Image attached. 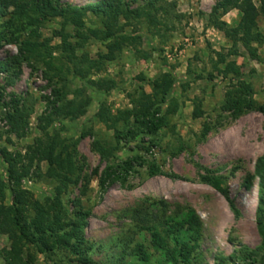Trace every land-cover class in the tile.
<instances>
[{
    "label": "rangeland",
    "instance_id": "rangeland-1",
    "mask_svg": "<svg viewBox=\"0 0 264 264\" xmlns=\"http://www.w3.org/2000/svg\"><path fill=\"white\" fill-rule=\"evenodd\" d=\"M101 0H60L61 7L85 6ZM148 0H126L131 9L143 7ZM175 2L169 7L159 31L153 30L145 19L121 22L126 34L138 33L133 45L116 52L99 70H92L83 80L67 76V100L88 101L85 113L76 120L61 119L49 128L70 146L75 142L73 158L82 166L77 185H71L62 196V206L69 218L76 208L88 211L83 229L84 244L80 255L70 250L39 254L32 246L27 252L35 264H160L159 255L149 249V236L144 227L158 226L167 216L182 217L189 207L198 215L202 227L199 255L192 264H251L254 254L259 264L264 255L263 239L256 225V209L261 195L258 163L264 156V113L249 111L239 117L222 111V104L234 95L245 81L251 84L252 98L264 104V43L253 45L259 60H252L240 45H233L224 34L207 25V16L214 0H163ZM256 3V0H254ZM257 4V3H256ZM240 13L233 10L222 20L229 27L239 22ZM158 17H162L158 14ZM163 18V17H162ZM86 28H100L99 22L87 16ZM40 41L48 40L53 56L64 66L72 68L70 55L62 50L60 32L62 20H37ZM258 29L264 35V21L258 18ZM74 46V58L83 54L97 60L105 54L104 43L93 39L83 45L73 38L76 31L65 26ZM0 62L15 55L16 47L0 42ZM219 55L226 57L218 63ZM234 63L241 74H224L226 64ZM80 64L79 67H85ZM172 76L176 85L170 93L166 126L154 135L138 133L127 139L117 138L96 117L101 102L110 114L131 110L137 106L141 92L151 93L157 80ZM111 80L113 89L104 94L98 81ZM44 79L43 69H32L26 63L0 74V132L6 130L3 119L6 103L12 98H30L33 113L29 118L25 138L4 136L0 149L25 155L27 147L41 136L44 116L49 113L48 98L54 99ZM194 110L200 112L194 117ZM125 132L122 123L116 127ZM99 142L110 152L101 158L93 143ZM134 159L133 170L114 181H107L100 190L99 178L107 166ZM159 170L148 175L149 165ZM6 165L0 158V185ZM47 163L33 164L30 175L21 187L38 202L45 203L54 195L57 183L46 177ZM210 176L220 180L215 189L201 180ZM30 182V184H28ZM0 203L10 204V193L4 189ZM1 195V192H0ZM163 203V204H161ZM233 205V207H232ZM146 247V259L137 255V245ZM9 248L6 235H0V264H6L4 253ZM86 258L84 263L80 258Z\"/></svg>",
    "mask_w": 264,
    "mask_h": 264
},
{
    "label": "trees",
    "instance_id": "trees-1",
    "mask_svg": "<svg viewBox=\"0 0 264 264\" xmlns=\"http://www.w3.org/2000/svg\"><path fill=\"white\" fill-rule=\"evenodd\" d=\"M215 4L207 16V25L224 34L233 45L240 44L249 57L259 60L253 45L264 43V35L258 29V18L264 21V0H214ZM60 0H0V42L7 41L16 47V54L8 60L0 62V74L9 73L12 68L23 63L32 69H43L44 79L52 89L53 100L46 98L49 113L44 116L41 125V136L27 147L25 155L10 153L5 148L0 149V158L6 165L4 181L0 185L1 198L3 190L10 193V204L0 203V235H6L9 248L5 251L6 264H35V258L27 252L32 246L39 254H53L57 250H70L78 256L84 244L83 229L89 216L88 211L76 208L67 217L62 206V196L71 185H77L82 166L76 164L73 154L75 144L71 146L59 138L58 132L50 134L49 128L61 120H76L85 113L88 101L67 100L65 83L67 76L83 80L92 70H99L105 61H111L116 52L126 45H133L138 33L126 34L121 22L131 23L145 19L153 30L163 27V20L168 15L169 7L175 2L166 3L163 0H148L143 7L131 9L126 0H101L85 6L61 7ZM236 10L240 13L239 22L235 27H229L222 18ZM163 17H158V14ZM93 16L100 28H86L87 16ZM53 19L62 20L60 38L62 50L70 55L72 68L60 63L52 54L48 40L40 41L37 20L47 22ZM65 26L76 31L73 38L83 45L88 40L104 43L105 54H99L97 60H91L87 54L82 58H74L75 48L67 43L71 37L65 32ZM1 47V46H0ZM226 57L219 55L218 63L224 64ZM85 67H79L80 64ZM233 73L240 80L241 74L234 63L226 64L224 74ZM176 79L171 75L157 80L151 93L141 92L136 101L137 106L131 110L110 114L105 102L99 104L96 117L108 129H113L118 139H127L138 133L154 135L166 126V115L169 111L170 93L176 85ZM98 90L108 94L113 89L111 80L98 81ZM253 89L250 83L242 81L234 95H230L222 104V111L239 117L249 111L264 113V104L258 105L252 98ZM30 99V98H29ZM28 98H12L5 104L7 111L3 117L6 130L0 132V140L6 136L23 139L26 136L29 118L33 113V104ZM200 112L194 110V117ZM122 123L125 132L116 127ZM94 148L101 158H107L110 152L97 141ZM47 163L46 177L57 183L54 195L47 202L35 200L29 192L23 190L21 181L30 175L33 164ZM134 159H128L121 164L107 166L99 178L100 190H105L107 181L118 179L121 174H129L133 170ZM159 172L153 164L149 165L148 175L153 177ZM258 176L261 180V195L256 209L257 230L263 239L264 246V156L258 163ZM201 180L213 186L224 195L220 180L210 176H201ZM163 204V203H161ZM233 207V205H232ZM149 236V249L159 255L160 264H192L199 255L202 240L201 222L196 212L185 207L181 218L167 216L158 226L144 227ZM137 255L146 259V247L137 245ZM250 254L251 264L256 263ZM88 263L86 258H80ZM259 264H264V255Z\"/></svg>",
    "mask_w": 264,
    "mask_h": 264
},
{
    "label": "built area",
    "instance_id": "built-area-1",
    "mask_svg": "<svg viewBox=\"0 0 264 264\" xmlns=\"http://www.w3.org/2000/svg\"><path fill=\"white\" fill-rule=\"evenodd\" d=\"M28 184H30V182H28Z\"/></svg>",
    "mask_w": 264,
    "mask_h": 264
}]
</instances>
